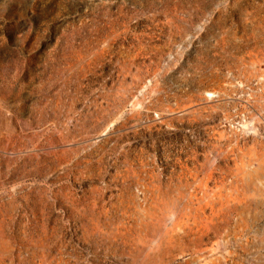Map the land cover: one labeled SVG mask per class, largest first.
I'll use <instances>...</instances> for the list:
<instances>
[{
    "label": "rangeland",
    "instance_id": "obj_1",
    "mask_svg": "<svg viewBox=\"0 0 264 264\" xmlns=\"http://www.w3.org/2000/svg\"><path fill=\"white\" fill-rule=\"evenodd\" d=\"M0 264H264V0H0Z\"/></svg>",
    "mask_w": 264,
    "mask_h": 264
}]
</instances>
